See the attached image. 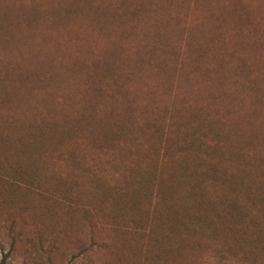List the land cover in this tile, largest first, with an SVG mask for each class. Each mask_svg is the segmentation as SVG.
I'll list each match as a JSON object with an SVG mask.
<instances>
[{
	"label": "rangeland",
	"instance_id": "374dc122",
	"mask_svg": "<svg viewBox=\"0 0 264 264\" xmlns=\"http://www.w3.org/2000/svg\"><path fill=\"white\" fill-rule=\"evenodd\" d=\"M40 27L71 36L9 78ZM0 51L1 88L42 91L0 89V171L27 180L0 192V264H264V136L239 128L264 0H0ZM192 85L215 122L184 112Z\"/></svg>",
	"mask_w": 264,
	"mask_h": 264
},
{
	"label": "trees",
	"instance_id": "16d2710c",
	"mask_svg": "<svg viewBox=\"0 0 264 264\" xmlns=\"http://www.w3.org/2000/svg\"><path fill=\"white\" fill-rule=\"evenodd\" d=\"M37 29H38V33H39L40 37H38V41L34 45L29 46L26 41H27V39L32 38V35L34 36L35 32L32 35H28L27 38L18 37L15 40L12 38L8 43V47L6 49V52H5V50L3 51V53L6 56L12 55L9 58L10 59V62H9L10 69L8 71V75H10L9 78L12 76V74L15 73L13 70L11 72V67H14L16 69L22 68L23 70L30 72L32 74L36 73V71H34V69L31 70V69L26 68L25 63H27L28 61H31V60H35V58L38 55H41L40 54L41 52H43L42 53L43 55L44 54L46 55V52H45L46 48H47V50H49V49L54 50V49L58 48L61 44H63L71 36V34H69L67 31H65V27L49 28L43 33H41L43 27H40ZM0 53H1V51H0ZM17 80H19V78ZM34 81L35 80L30 77L26 82H23L24 84L22 85V88H20L19 86L17 87V88H20L21 91L24 90V92H16V93L12 91V90L15 91L16 88H13L11 90V92H9V90L5 91L6 86L3 84L2 88L0 87L1 92H6V94L3 97V106L5 105V102H6V99L4 100V98H6L9 95V93L13 94V95L14 94L25 95V96L28 95L32 98L41 97L42 91H39V90L35 91L36 90L35 89L36 83H34ZM197 86L198 85L190 86L188 91H187L186 97H184V100L181 101L184 104V107L186 109L184 112H186V114L190 117V119H192V120L194 119L193 123L194 122L205 123L206 120L204 121L203 119H200L201 117L202 118H208L209 119L208 124L215 122V120L213 119V115H212V107L217 106L216 105V103H217L216 96H214V94H212L213 92H211L209 96L206 94V96H204V98H203L204 101L202 102V104H199L195 100V97L197 96V91H198ZM48 88H49V85H48ZM47 90H48V95H50V93H51L50 90L49 89H47ZM160 91L161 90L159 88L158 92H160ZM185 92H186V90H185ZM49 98L51 100L48 103L49 108H47V109H49V112L51 111L56 115V113H57L56 108L58 105V100L55 101V99L52 97V95ZM40 101H41V99H40ZM237 104H240V99L237 100ZM233 105L234 104H231V103L225 104V109L227 111L231 110V108H233ZM236 107H237V105H236ZM177 110H181V107L179 108V106L178 107L176 106L174 108V111H177ZM202 112H204V113H202ZM25 114L29 116L30 111L27 110ZM55 115H53L51 117V119H52L51 123L52 124H50V126L53 125V121L55 120ZM197 116H199V118ZM60 119H62V118H60ZM190 119H189V121H192ZM44 124H45V122H44ZM23 127H24V123H19L13 128L12 132H15L17 130H20V132H21V131H23ZM239 128L241 129V131L249 133V135L251 137H253V139L257 135H258V137L264 136V94L262 95L261 99L258 100L257 103L254 102V104L252 106H250V108L246 111V114L242 115V117L240 118V122H239ZM26 182H27V180H26L25 175H19V174H16V173L11 171L10 176L6 177L4 172L0 171V192L3 190H6V189H11V188L16 187V186L25 185ZM60 202H62V201H60Z\"/></svg>",
	"mask_w": 264,
	"mask_h": 264
}]
</instances>
